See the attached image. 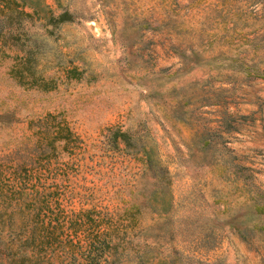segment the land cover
<instances>
[{
    "label": "rangeland",
    "instance_id": "1",
    "mask_svg": "<svg viewBox=\"0 0 264 264\" xmlns=\"http://www.w3.org/2000/svg\"><path fill=\"white\" fill-rule=\"evenodd\" d=\"M0 191V264H264V0H0Z\"/></svg>",
    "mask_w": 264,
    "mask_h": 264
},
{
    "label": "trees",
    "instance_id": "2",
    "mask_svg": "<svg viewBox=\"0 0 264 264\" xmlns=\"http://www.w3.org/2000/svg\"><path fill=\"white\" fill-rule=\"evenodd\" d=\"M63 16H67L66 13H63L62 15H60L59 19L62 20ZM11 192H12L11 189L5 190V193H7V194H3L2 198L5 199V200H7V199L11 200L10 195H17L18 197H17V199L15 201V206L20 207V203H22L23 206L25 207V209H27L28 208V204H26V202L23 200V197H22V195L24 194V193H22L23 191H20L17 188L15 191H13L12 194H11ZM14 193H16V194H14ZM18 201H20V202H18ZM11 213H12V210L9 211L8 217L11 216ZM31 236H32V234H31ZM30 241H31V238L29 236H27V237L24 238V241L21 242V244L25 245V246H31L32 248H34L35 245H33V244L30 245V243H31ZM95 264H97V263H95Z\"/></svg>",
    "mask_w": 264,
    "mask_h": 264
}]
</instances>
